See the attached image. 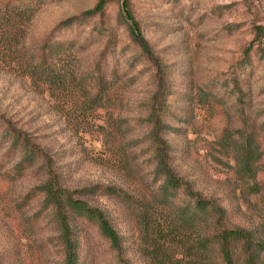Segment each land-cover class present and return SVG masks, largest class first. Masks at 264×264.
Here are the masks:
<instances>
[{"label": "rangeland", "instance_id": "obj_1", "mask_svg": "<svg viewBox=\"0 0 264 264\" xmlns=\"http://www.w3.org/2000/svg\"><path fill=\"white\" fill-rule=\"evenodd\" d=\"M99 1L0 0L4 264H62L40 193L49 182L115 186L132 198H84L105 212L124 253L77 224L84 264H200L223 227L264 239V0H127L148 52L123 0H107L76 45L43 49L59 24ZM99 63L110 72L104 89ZM24 141L40 152L17 177ZM167 169L221 213L201 223L186 191L163 198Z\"/></svg>", "mask_w": 264, "mask_h": 264}, {"label": "trees", "instance_id": "obj_2", "mask_svg": "<svg viewBox=\"0 0 264 264\" xmlns=\"http://www.w3.org/2000/svg\"><path fill=\"white\" fill-rule=\"evenodd\" d=\"M106 1L100 0L93 9L59 24L51 35L45 39L43 49L54 51L62 43L76 45L83 33V26L85 23H88L87 16L96 13V11H101ZM122 6L126 17L131 22L130 28L133 39L148 52L149 46L139 31L138 22L128 7V1L123 0ZM60 35H63V37L57 39V36ZM102 60L104 62L106 60L104 54ZM97 70L98 77L96 82L98 88L104 89L107 85V80H109L110 72L103 63H99ZM13 135L10 130H7L2 137L8 141L10 137H14ZM18 138L16 137L7 154L18 147L17 143L20 140ZM156 140L159 141L160 139L156 137ZM23 144L26 153L24 159L14 169L13 175H17V177H21L27 168L35 163L40 152L36 148L29 147V144L25 141ZM164 149L165 145L159 144L158 154H162ZM163 155V159L159 158L160 161L165 160L166 154ZM165 175L167 179L161 190L163 198H170L174 194L177 195L180 191H186L188 194L186 203H191L189 207L191 206L192 208V217L198 219L201 223H205L221 213L219 207L212 201L203 199L191 190L183 178L175 176L169 169L166 170ZM40 189H42L40 193L46 195V203L50 209L47 219L56 225L55 231L58 233L56 237H58L59 244L62 245L64 250L62 264H84L82 253L80 252L82 238L78 227L75 226L77 224L86 227H96L106 242L110 243L118 251L117 255L120 257V260L123 259L121 255H124V253L119 252L123 248L121 235L113 227L105 212L93 206L84 198L104 195L117 201L128 203L132 199L128 194L117 189L115 186L103 184L85 186L71 191L49 182ZM210 240L207 252H199L200 264H264V239H257L242 228H220ZM5 261L4 254L0 252V264H4Z\"/></svg>", "mask_w": 264, "mask_h": 264}]
</instances>
